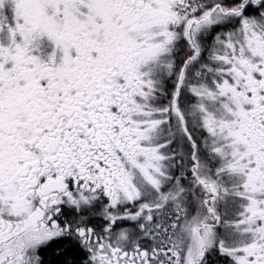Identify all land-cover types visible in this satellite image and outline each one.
Instances as JSON below:
<instances>
[{
	"label": "snow or ice",
	"instance_id": "obj_1",
	"mask_svg": "<svg viewBox=\"0 0 264 264\" xmlns=\"http://www.w3.org/2000/svg\"><path fill=\"white\" fill-rule=\"evenodd\" d=\"M0 264H264V0H0Z\"/></svg>",
	"mask_w": 264,
	"mask_h": 264
}]
</instances>
